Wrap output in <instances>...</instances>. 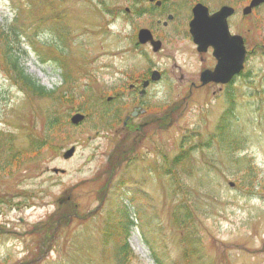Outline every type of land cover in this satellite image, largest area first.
I'll list each match as a JSON object with an SVG mask.
<instances>
[{"label":"rangeland","instance_id":"374dc122","mask_svg":"<svg viewBox=\"0 0 264 264\" xmlns=\"http://www.w3.org/2000/svg\"><path fill=\"white\" fill-rule=\"evenodd\" d=\"M198 1L238 12L248 52L229 95L186 86L200 63L183 19ZM249 1L164 0L184 9L162 26L145 0H0V264H264V4L239 21ZM142 26L162 51L136 42ZM11 40L44 94L11 69ZM153 69L163 79L130 93ZM138 105L131 123L146 125L127 131ZM123 193L146 239L129 236L127 255L108 228L127 219Z\"/></svg>","mask_w":264,"mask_h":264},{"label":"flooded vegetation","instance_id":"af4514ba","mask_svg":"<svg viewBox=\"0 0 264 264\" xmlns=\"http://www.w3.org/2000/svg\"><path fill=\"white\" fill-rule=\"evenodd\" d=\"M151 3V2H150ZM156 4H158V5H156V7H157V9L159 10V11H162V10H164V9H162L163 8V6H162V4H160V2L159 3H157L156 2ZM160 4V5H159ZM154 8V7H153ZM157 9L156 8H154V10H156L157 11ZM192 9V8H191ZM191 9H190V11H191ZM158 15H161V14H158ZM191 18V17H190ZM167 19H168V21H172L173 19H174V15L173 14H169L168 16H167ZM231 19V18H230ZM230 19L228 20V21H230ZM168 21H166V20H164V21H161V19L160 18H158L156 21H155V23L158 25V24H162V26H166L167 25V22ZM185 21V20H184ZM188 22L190 21V19H188L187 20ZM188 25V24H187ZM139 30V29H138ZM150 30V29H149ZM151 31V34H152V36H153V38L155 39V40H159L160 42V44L158 45V50H156V51H153L152 50V52H154V53H157V52H160V51H162V47H163V40H162V38L164 37V36H159V35H155L154 34V32L152 31V30H150ZM137 35V34H136ZM190 36L188 35V37H186V38H189ZM137 45V44H136ZM141 45H144V46H146L147 48H150V49H152L151 47V44L150 43H145V44H141ZM191 46L193 47V45H192V43H191ZM195 47V46H194ZM194 51H195V56L194 57H192V60H193V58H196L197 59V61L198 62H201L200 64H201V68L202 69H205V68H211L215 63H214V60H213V58L212 59H209V60H211L210 62H209V64H208V57H205L207 54H208V52H211V48H209V49H207V51H205V52H202V53H198L196 50H195V48H194ZM213 60V61H212ZM200 64H199V66H200ZM198 65H196V66H192L191 68L192 69H194V68H196ZM155 70H157L158 72H159V78L160 79H163V76H164V73L162 72V71H160V70H158V69H155ZM150 74H151V71H149L145 76H143V78L142 79H140L139 81H137L136 83H133V84H129V89L131 90V91H138L139 90V87H141V83L142 82H144V81H146L148 78H149V76H150ZM181 77H183V76H181ZM185 83H186V81H185ZM148 85V86H147ZM151 85V82H148L146 85H144V86H147V87H149ZM199 84H197V82H195V80H190L189 81V86L190 87H197ZM146 87V88H147ZM138 109H139V107H137Z\"/></svg>","mask_w":264,"mask_h":264},{"label":"trees","instance_id":"16d2710c","mask_svg":"<svg viewBox=\"0 0 264 264\" xmlns=\"http://www.w3.org/2000/svg\"><path fill=\"white\" fill-rule=\"evenodd\" d=\"M5 43L6 45L4 46V52L6 54V57L10 62L12 70L17 74L22 85L34 93L37 94L44 93L45 92L44 88L39 86L37 82L33 81L32 79H30L28 75L25 74L23 67L20 65V59L18 56L19 54H17L16 50L12 47L13 45L9 42H5ZM122 250L126 252V244L123 246ZM127 254L128 252H126V255Z\"/></svg>","mask_w":264,"mask_h":264},{"label":"water","instance_id":"95a60500","mask_svg":"<svg viewBox=\"0 0 264 264\" xmlns=\"http://www.w3.org/2000/svg\"><path fill=\"white\" fill-rule=\"evenodd\" d=\"M261 1H263V0H251L249 6L245 9V12L249 11L251 7L257 5ZM229 12H230V8H225L224 11H223V14L218 13L214 17H212V19H216V21H214V25L213 26L215 28H219V27L222 26V28L224 29L225 28L224 21H219V20H221V19L224 20L225 16L228 15ZM196 26L197 27H200V28H205L206 29V32H208V28L210 27V25L208 24L207 21H197L196 22ZM213 34L219 35V31L218 32H214ZM194 36H195L194 37V41L197 42V40H195V38L196 39H198V38H197V36L195 34V31H194ZM219 72L220 73H223L224 72V69L221 67V69H220ZM81 118H82V116L80 114H75L74 116H72L71 121L75 123V122L79 121ZM70 152H71V150L68 151L67 154H69Z\"/></svg>","mask_w":264,"mask_h":264}]
</instances>
